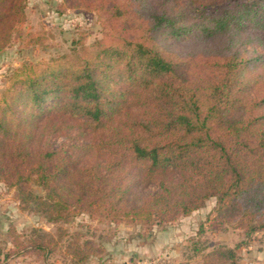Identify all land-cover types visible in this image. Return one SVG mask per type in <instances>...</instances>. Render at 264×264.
<instances>
[{
    "label": "trees",
    "instance_id": "obj_1",
    "mask_svg": "<svg viewBox=\"0 0 264 264\" xmlns=\"http://www.w3.org/2000/svg\"><path fill=\"white\" fill-rule=\"evenodd\" d=\"M27 2L0 0V52ZM64 4L95 12L102 36L23 63L1 93L0 180L21 207L150 228L217 196L218 222L264 231V0ZM31 242L45 255L59 244ZM238 246L206 264H237Z\"/></svg>",
    "mask_w": 264,
    "mask_h": 264
},
{
    "label": "rangeland",
    "instance_id": "obj_2",
    "mask_svg": "<svg viewBox=\"0 0 264 264\" xmlns=\"http://www.w3.org/2000/svg\"><path fill=\"white\" fill-rule=\"evenodd\" d=\"M26 10L13 42L0 52V96L23 63L70 52L73 40L90 45L102 36L95 12L68 7L64 0H28ZM217 202L213 196L190 214L150 228L88 213L57 223L23 209L15 188L0 180V264H67L85 252L88 257L81 264H206L207 252L215 246L239 244L237 264H264V231L248 239L233 223L218 222ZM40 231L59 242L47 255L32 247L31 240Z\"/></svg>",
    "mask_w": 264,
    "mask_h": 264
}]
</instances>
